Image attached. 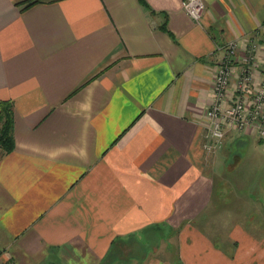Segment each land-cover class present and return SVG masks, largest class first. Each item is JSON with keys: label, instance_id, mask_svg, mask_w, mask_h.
<instances>
[{"label": "crops", "instance_id": "1", "mask_svg": "<svg viewBox=\"0 0 264 264\" xmlns=\"http://www.w3.org/2000/svg\"><path fill=\"white\" fill-rule=\"evenodd\" d=\"M23 1L0 0V260L102 264L133 239L129 264H264L262 205L224 172L264 138L202 146L218 47L261 35L264 0H202L198 22L183 0Z\"/></svg>", "mask_w": 264, "mask_h": 264}, {"label": "built area", "instance_id": "2", "mask_svg": "<svg viewBox=\"0 0 264 264\" xmlns=\"http://www.w3.org/2000/svg\"><path fill=\"white\" fill-rule=\"evenodd\" d=\"M182 9L197 22L204 14L202 0H183ZM260 34L262 38L258 41L247 37L218 47L222 55L213 77V101L206 110L208 128L202 145L209 154L222 146L229 130L264 138V23ZM239 42L244 49L242 56L237 54ZM254 71L260 75L258 80L254 78ZM233 77L230 97L228 88ZM0 264L10 263L0 260Z\"/></svg>", "mask_w": 264, "mask_h": 264}, {"label": "rangeland", "instance_id": "3", "mask_svg": "<svg viewBox=\"0 0 264 264\" xmlns=\"http://www.w3.org/2000/svg\"><path fill=\"white\" fill-rule=\"evenodd\" d=\"M259 36L260 38H258ZM259 36L256 38L257 41L261 40L262 38L261 35ZM227 150L229 151L230 155H228L226 166H229L234 162V155L240 156L241 163L238 165V169L236 170V172L232 173L228 172L227 170L223 171L226 175H228V178L230 179V181H232V184H239V182L240 184H244L245 187L239 190V192H242V194L246 195L248 202L249 198L255 199V202L258 201L259 204L262 205L261 211H263L264 213V143L257 142L245 137H239L237 138L235 144L227 146ZM235 176L238 177L240 181H234ZM219 178L220 177H218V179ZM235 190L234 188L232 189V191ZM236 203H239L242 208L244 207L243 205H245L242 199H236L235 197L229 196L227 200L228 206L226 209L231 212ZM246 205L247 207H250V204ZM226 213L228 212L226 211ZM261 221L264 222L263 219ZM228 223L230 224V222H227V224ZM167 257L173 258V254H168Z\"/></svg>", "mask_w": 264, "mask_h": 264}, {"label": "trees", "instance_id": "4", "mask_svg": "<svg viewBox=\"0 0 264 264\" xmlns=\"http://www.w3.org/2000/svg\"><path fill=\"white\" fill-rule=\"evenodd\" d=\"M37 1L26 0L22 3L24 6H29ZM139 2L145 4L144 0H139ZM13 121L12 102L9 100L0 101V150L2 154L9 153L14 149ZM132 241L133 239H116L112 243L102 264H129V261L133 258V251L126 252L125 247L132 249L134 247Z\"/></svg>", "mask_w": 264, "mask_h": 264}]
</instances>
